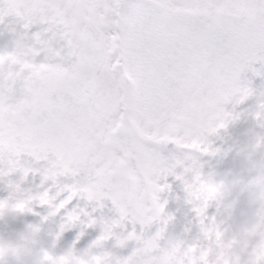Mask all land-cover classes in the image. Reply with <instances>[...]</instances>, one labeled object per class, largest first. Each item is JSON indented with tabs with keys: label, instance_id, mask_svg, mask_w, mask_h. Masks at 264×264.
I'll return each mask as SVG.
<instances>
[{
	"label": "snow or ice",
	"instance_id": "snow-or-ice-1",
	"mask_svg": "<svg viewBox=\"0 0 264 264\" xmlns=\"http://www.w3.org/2000/svg\"><path fill=\"white\" fill-rule=\"evenodd\" d=\"M236 145L264 0H0V264H264V190L237 234L204 168Z\"/></svg>",
	"mask_w": 264,
	"mask_h": 264
},
{
	"label": "clouds",
	"instance_id": "clouds-1",
	"mask_svg": "<svg viewBox=\"0 0 264 264\" xmlns=\"http://www.w3.org/2000/svg\"><path fill=\"white\" fill-rule=\"evenodd\" d=\"M240 144L247 140V136L243 133L237 138ZM239 145L233 146V150L226 156L239 161L242 165V171H233L221 176H213L212 179L216 183H222L223 198L227 203H236L237 199L247 200V208L243 216L236 220L233 225V230L239 234L248 224L255 210L254 202L257 200L260 192L264 189L250 185L248 182L264 171V154L249 158L247 155L238 154L236 148ZM234 208V207H233ZM234 212L232 209V219Z\"/></svg>",
	"mask_w": 264,
	"mask_h": 264
},
{
	"label": "rangeland",
	"instance_id": "rangeland-1",
	"mask_svg": "<svg viewBox=\"0 0 264 264\" xmlns=\"http://www.w3.org/2000/svg\"><path fill=\"white\" fill-rule=\"evenodd\" d=\"M246 130V125L241 124L237 127H234L230 131V135L233 138H238ZM204 168L206 171V174H211L212 176H221L229 172L233 171H242V165L239 163V161L233 159L232 157H218L213 159H207L204 161ZM248 201L237 199L236 203L233 208L234 217L233 222L240 219L246 208H247Z\"/></svg>",
	"mask_w": 264,
	"mask_h": 264
}]
</instances>
